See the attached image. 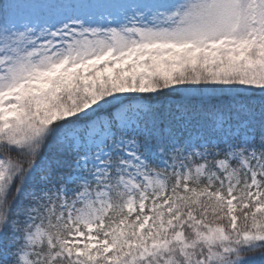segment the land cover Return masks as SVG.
Listing matches in <instances>:
<instances>
[{"label":"snow or ice","instance_id":"1","mask_svg":"<svg viewBox=\"0 0 264 264\" xmlns=\"http://www.w3.org/2000/svg\"><path fill=\"white\" fill-rule=\"evenodd\" d=\"M0 264H264V0H0Z\"/></svg>","mask_w":264,"mask_h":264}]
</instances>
